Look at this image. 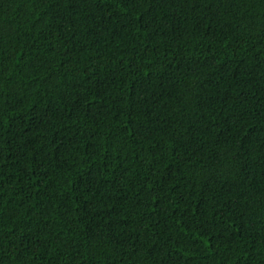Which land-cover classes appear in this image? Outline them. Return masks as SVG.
I'll use <instances>...</instances> for the list:
<instances>
[{"label": "trees", "instance_id": "16d2710c", "mask_svg": "<svg viewBox=\"0 0 264 264\" xmlns=\"http://www.w3.org/2000/svg\"><path fill=\"white\" fill-rule=\"evenodd\" d=\"M0 264H264V0H0Z\"/></svg>", "mask_w": 264, "mask_h": 264}]
</instances>
